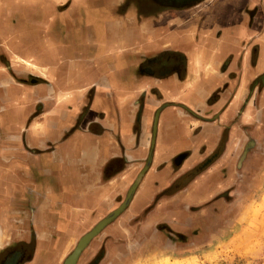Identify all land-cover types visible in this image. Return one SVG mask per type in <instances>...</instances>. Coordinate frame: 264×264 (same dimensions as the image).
Listing matches in <instances>:
<instances>
[{
    "label": "crops",
    "instance_id": "1",
    "mask_svg": "<svg viewBox=\"0 0 264 264\" xmlns=\"http://www.w3.org/2000/svg\"><path fill=\"white\" fill-rule=\"evenodd\" d=\"M159 4L0 0V250L32 242L25 264L60 262L127 192L151 142L131 218L183 178L157 207L211 196L198 180L241 146L247 81L262 70L264 0ZM231 136L236 151L223 161Z\"/></svg>",
    "mask_w": 264,
    "mask_h": 264
},
{
    "label": "rangeland",
    "instance_id": "2",
    "mask_svg": "<svg viewBox=\"0 0 264 264\" xmlns=\"http://www.w3.org/2000/svg\"><path fill=\"white\" fill-rule=\"evenodd\" d=\"M263 18L258 17L257 26L264 37ZM259 67L264 70V57ZM251 78L247 81L245 99L246 133L243 136L238 132L241 149L244 143L247 148L245 157L237 161L241 153L238 148L228 168H213V174L198 180L203 183L202 188H207L205 196H211L205 202L181 209L157 207L158 197L173 194L180 181L183 184L188 181L183 178L157 193L149 205L132 218L133 211L128 206L123 209L88 241L83 255L94 253L99 247V264H264V82L258 85L259 93L250 95L254 87ZM230 139L236 143L230 144L231 151H226L223 161L236 151L237 137ZM196 172H191L188 178ZM223 178H227L225 184L217 187ZM170 211L177 214L172 217ZM99 220L80 229L68 251ZM48 257L50 260L52 255Z\"/></svg>",
    "mask_w": 264,
    "mask_h": 264
},
{
    "label": "flooded vegetation",
    "instance_id": "3",
    "mask_svg": "<svg viewBox=\"0 0 264 264\" xmlns=\"http://www.w3.org/2000/svg\"><path fill=\"white\" fill-rule=\"evenodd\" d=\"M201 1H203V0H157V2L160 3V4L162 3L161 5H163L164 7H169V6H172V7L175 6L176 7L177 6L179 8L189 7V6H192V5H195V4L199 3ZM263 75H264V70H262L259 74H257L256 76L253 77L251 83L254 85V87L250 91V93H249L250 95H252V94L255 95V94H257V92L259 93L261 91L260 88H258V85L262 84L264 82V77H263V79H261ZM245 108H246V105H245ZM245 126L246 125L244 124V126L239 129V131H241L243 136L246 133L245 132V130H246ZM234 143H236V142H234ZM228 146H229V144H228ZM227 148L228 147L225 148V151H227ZM219 150H221L220 146H219V148L217 150H215L213 153H211L210 156L207 159L203 160L202 162H200V164L198 166L194 167L192 172L197 171L195 174H198V173H201L207 167L211 166V164L213 162H215V160L219 157V152H220ZM225 151H224V153H225ZM239 151H241V153L238 156V158L236 157L238 159L237 160L238 162H240L241 159L245 157V154H246V151H247L245 143L242 145V149H241V146L239 147ZM224 153H223V155H224ZM147 156H148V154H147ZM146 159H147V157H146ZM146 159H145V161H146ZM145 161L143 162V164L141 166V169L144 167ZM217 162L220 163L221 160L218 159ZM229 162L225 163L224 166L220 167V168L222 170H225L226 167L228 168L227 164H229ZM148 165H149V162L147 163V167H148ZM147 167H146V169H147ZM141 169H140V171H141ZM146 169H145V171H146ZM162 192H164V191H162ZM162 195L163 194H161V196ZM131 197H132V195H131ZM131 197H130V199H131ZM130 199H129V201H130ZM123 200H124V198H123ZM123 200H121V202L118 203V205L115 208H117L122 203ZM129 201H128V203H129ZM128 203H127L126 207L128 206ZM102 243H103V241H102ZM102 243H100V244H102ZM32 248H33L32 242L31 243L30 242L29 243L17 242V243H14L12 246H6V247H4V248H2L0 250V264H25V263H29L33 259ZM68 250H67V254H66L65 258L61 259L60 262H58L57 264H66V261L68 259L67 257L71 253L72 249L70 251H68ZM84 251H85V249H82L79 252V254L77 255V257H76V259H75L73 264H99L100 263V261H101V258H100L101 248L98 247V249L94 253H91V254L87 253V254L83 255ZM56 256L57 255H55V257H54L55 260H56ZM81 258H82V261L79 262V259H81Z\"/></svg>",
    "mask_w": 264,
    "mask_h": 264
},
{
    "label": "water",
    "instance_id": "4",
    "mask_svg": "<svg viewBox=\"0 0 264 264\" xmlns=\"http://www.w3.org/2000/svg\"><path fill=\"white\" fill-rule=\"evenodd\" d=\"M264 75L262 76L261 79H263ZM154 125H155V117L153 119V125H152V130L154 129ZM151 146H152V142L150 143V149H149V153L147 156V159L145 161V165L144 167L141 169V171L137 174V176L135 177L133 183L130 185V187L128 188L124 200L122 201V203L115 208L114 210H112L111 212H109L103 219H101L100 221H98L95 225H93V227H91V229L83 234L78 241L76 242L75 246L73 247L71 253L69 254L68 257H70L72 254L75 253L74 258L72 259L71 264L74 263L77 255L79 254V252L85 247V245L88 243V241L95 235L97 234L105 225H107L110 221H112L127 205L131 195L133 194V191L137 185V182L139 181L141 175L143 174V172L145 171L146 167H147V163L150 160V150H151ZM67 257V258H68Z\"/></svg>",
    "mask_w": 264,
    "mask_h": 264
},
{
    "label": "bare ground",
    "instance_id": "5",
    "mask_svg": "<svg viewBox=\"0 0 264 264\" xmlns=\"http://www.w3.org/2000/svg\"><path fill=\"white\" fill-rule=\"evenodd\" d=\"M25 63H27V62H25ZM28 64L30 65V63H28ZM74 255H75V253L72 254L70 257H68V259H67V261H66V264H71L72 259L74 258Z\"/></svg>",
    "mask_w": 264,
    "mask_h": 264
}]
</instances>
